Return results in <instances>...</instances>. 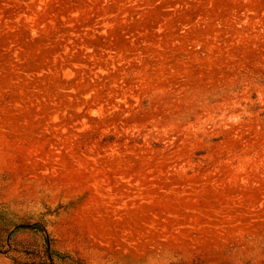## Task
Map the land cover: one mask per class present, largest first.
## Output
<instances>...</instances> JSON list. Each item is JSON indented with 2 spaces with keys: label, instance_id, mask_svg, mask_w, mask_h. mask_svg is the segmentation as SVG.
<instances>
[{
  "label": "rangeland",
  "instance_id": "obj_1",
  "mask_svg": "<svg viewBox=\"0 0 264 264\" xmlns=\"http://www.w3.org/2000/svg\"><path fill=\"white\" fill-rule=\"evenodd\" d=\"M264 264V0H0V264Z\"/></svg>",
  "mask_w": 264,
  "mask_h": 264
},
{
  "label": "trees",
  "instance_id": "obj_2",
  "mask_svg": "<svg viewBox=\"0 0 264 264\" xmlns=\"http://www.w3.org/2000/svg\"><path fill=\"white\" fill-rule=\"evenodd\" d=\"M176 264H185V263H182L181 261H179L178 263H176Z\"/></svg>",
  "mask_w": 264,
  "mask_h": 264
}]
</instances>
